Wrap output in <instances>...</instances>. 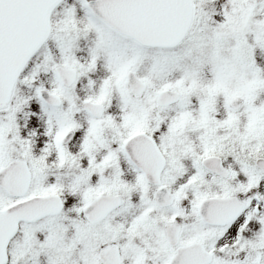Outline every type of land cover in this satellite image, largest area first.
Returning a JSON list of instances; mask_svg holds the SVG:
<instances>
[{"label":"snow or ice","instance_id":"6c2138e0","mask_svg":"<svg viewBox=\"0 0 264 264\" xmlns=\"http://www.w3.org/2000/svg\"><path fill=\"white\" fill-rule=\"evenodd\" d=\"M0 264H264V0H0Z\"/></svg>","mask_w":264,"mask_h":264}]
</instances>
